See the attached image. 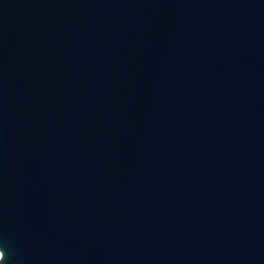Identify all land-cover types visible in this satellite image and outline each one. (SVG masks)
Masks as SVG:
<instances>
[{
	"label": "water",
	"instance_id": "1",
	"mask_svg": "<svg viewBox=\"0 0 264 264\" xmlns=\"http://www.w3.org/2000/svg\"><path fill=\"white\" fill-rule=\"evenodd\" d=\"M0 264H264V0H0Z\"/></svg>",
	"mask_w": 264,
	"mask_h": 264
}]
</instances>
